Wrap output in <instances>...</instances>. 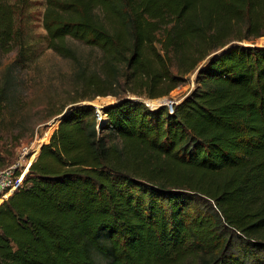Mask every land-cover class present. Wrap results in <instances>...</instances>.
I'll use <instances>...</instances> for the list:
<instances>
[{
	"label": "trees",
	"instance_id": "16d2710c",
	"mask_svg": "<svg viewBox=\"0 0 264 264\" xmlns=\"http://www.w3.org/2000/svg\"><path fill=\"white\" fill-rule=\"evenodd\" d=\"M28 3L0 0L14 64ZM43 27L66 58L69 38L99 48L101 72L77 70L82 95L0 204V264H264V46L215 53L264 35V0H46ZM204 60L172 112L127 97L98 120L81 102L121 81L169 95Z\"/></svg>",
	"mask_w": 264,
	"mask_h": 264
},
{
	"label": "rangeland",
	"instance_id": "374dc122",
	"mask_svg": "<svg viewBox=\"0 0 264 264\" xmlns=\"http://www.w3.org/2000/svg\"><path fill=\"white\" fill-rule=\"evenodd\" d=\"M28 1L25 11L17 15V25L24 30L25 41L29 45L27 60L14 64L18 52L15 44L9 52H0V90L4 87L6 89L0 108V169L16 162L23 147L29 148V154L33 153V160L37 158L42 144L48 143L58 128L60 115L82 95V86L75 80V73L79 68H86L88 74L100 75L101 72L103 53L97 47L69 38V44L77 55L76 61L50 48L47 32L43 27L46 0ZM234 42L236 45L264 46V35L249 40H233L230 43ZM206 61L200 62L194 71L186 74L183 81L166 96L154 99L141 96L130 89L133 85L121 81L113 87L112 94L99 95L81 102L94 105L96 111L99 108L102 118L105 117L104 106L127 97L144 102L151 101L152 106L171 100L180 102L198 85L197 69ZM172 70L177 71L175 63ZM2 202L4 200L0 204ZM97 262L107 264L101 257H97Z\"/></svg>",
	"mask_w": 264,
	"mask_h": 264
},
{
	"label": "built area",
	"instance_id": "2783aa9c",
	"mask_svg": "<svg viewBox=\"0 0 264 264\" xmlns=\"http://www.w3.org/2000/svg\"><path fill=\"white\" fill-rule=\"evenodd\" d=\"M171 102L175 101L171 100L165 104L169 106ZM145 103L150 107H158V105L151 106V101H145ZM169 109L171 112L173 111V107L169 106ZM96 114L98 120H100L102 118V112L99 108L97 109ZM32 157L33 153L29 154V148L23 147L20 152V157L16 162L4 169H0V201L8 199L10 195L23 185L25 175L30 169L33 161H35Z\"/></svg>",
	"mask_w": 264,
	"mask_h": 264
},
{
	"label": "water",
	"instance_id": "95a60500",
	"mask_svg": "<svg viewBox=\"0 0 264 264\" xmlns=\"http://www.w3.org/2000/svg\"><path fill=\"white\" fill-rule=\"evenodd\" d=\"M233 44H235V42L226 45L224 48H222L221 50H219V51H217V52H215V53H219L220 51H225V50L229 49ZM200 69H201V67H199V68L197 69V73L199 72ZM177 103H178V102H177ZM164 104H165V103H164ZM174 104H176V103H175V102H171L169 106H170V107H173ZM102 107H103V106H102ZM64 113H65V112H64ZM64 113H63L62 115H64ZM62 115H60V116L62 117ZM100 120H101V119H100ZM98 128H100V124L98 125Z\"/></svg>",
	"mask_w": 264,
	"mask_h": 264
},
{
	"label": "bare ground",
	"instance_id": "6f19581e",
	"mask_svg": "<svg viewBox=\"0 0 264 264\" xmlns=\"http://www.w3.org/2000/svg\"><path fill=\"white\" fill-rule=\"evenodd\" d=\"M152 106V105H151Z\"/></svg>",
	"mask_w": 264,
	"mask_h": 264
}]
</instances>
